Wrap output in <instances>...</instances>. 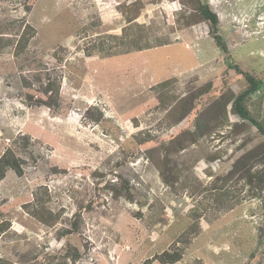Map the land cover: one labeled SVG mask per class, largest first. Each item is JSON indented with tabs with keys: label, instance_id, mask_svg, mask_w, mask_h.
Segmentation results:
<instances>
[{
	"label": "rangeland",
	"instance_id": "374dc122",
	"mask_svg": "<svg viewBox=\"0 0 264 264\" xmlns=\"http://www.w3.org/2000/svg\"><path fill=\"white\" fill-rule=\"evenodd\" d=\"M200 1L225 52L197 0H0V160L23 171L0 264H264V164H239L264 136L230 68L264 126V0Z\"/></svg>",
	"mask_w": 264,
	"mask_h": 264
},
{
	"label": "trees",
	"instance_id": "16d2710c",
	"mask_svg": "<svg viewBox=\"0 0 264 264\" xmlns=\"http://www.w3.org/2000/svg\"><path fill=\"white\" fill-rule=\"evenodd\" d=\"M197 8L199 15L201 16L200 19L202 21H207L211 23V30L210 34L213 36L214 40L217 43V46L222 50L226 51V43L222 36L219 34V25H220V19L215 13L209 4H202L200 0H197ZM151 47H140L139 50L149 49ZM231 69H234L237 71V73L243 75L248 83L247 89H245L241 94H239L236 97L234 110L233 112L240 116L242 120L249 121L252 125H254L258 132L264 136V126L258 121L252 117L251 113L248 111L245 101L249 96L256 93L260 89V85L262 82L251 75L250 73L244 72L238 65H230ZM51 93V94H50ZM44 94L47 97V101H42L41 104L44 106H47L51 108L52 110L58 111L59 109V103L57 100H60V86H57L55 82H49L44 90ZM54 100V101H53ZM244 123V122H243ZM246 127L245 123L244 125L239 124L237 127ZM195 138V137H194ZM28 140V139H26ZM248 161L245 162H239L241 166H245L246 164L251 165L254 163L261 162L264 164V148H262V145L256 146L255 149H253V152L247 153ZM12 170L14 171L19 177L23 175L22 167L20 165V159L16 156L14 151L12 149L8 150L1 158L0 160V181L5 177L6 173ZM258 174L250 175V177L257 176ZM249 182V181H248ZM258 184L259 186L264 185V177L258 178ZM73 232H77V225L73 224ZM67 234V233H66ZM160 259L164 263L169 264H175L180 260V257H177L176 255L170 254V253H164L160 256Z\"/></svg>",
	"mask_w": 264,
	"mask_h": 264
}]
</instances>
